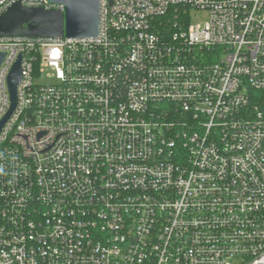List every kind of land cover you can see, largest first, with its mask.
<instances>
[{
	"label": "built area",
	"instance_id": "obj_1",
	"mask_svg": "<svg viewBox=\"0 0 264 264\" xmlns=\"http://www.w3.org/2000/svg\"><path fill=\"white\" fill-rule=\"evenodd\" d=\"M100 6L0 37V264H264V0Z\"/></svg>",
	"mask_w": 264,
	"mask_h": 264
},
{
	"label": "water",
	"instance_id": "obj_2",
	"mask_svg": "<svg viewBox=\"0 0 264 264\" xmlns=\"http://www.w3.org/2000/svg\"><path fill=\"white\" fill-rule=\"evenodd\" d=\"M50 6L25 8L19 2L0 15V37L28 36L54 39H96L99 35L100 0H45ZM4 53H0V65ZM21 80L20 57L8 76L10 108L0 121V130L16 106V88Z\"/></svg>",
	"mask_w": 264,
	"mask_h": 264
},
{
	"label": "rangeland",
	"instance_id": "obj_3",
	"mask_svg": "<svg viewBox=\"0 0 264 264\" xmlns=\"http://www.w3.org/2000/svg\"><path fill=\"white\" fill-rule=\"evenodd\" d=\"M207 19V13L204 11H196L194 15L191 16L190 22L191 24H202ZM47 72L43 73V79L39 80L41 83H53L55 80L53 78L46 77Z\"/></svg>",
	"mask_w": 264,
	"mask_h": 264
}]
</instances>
